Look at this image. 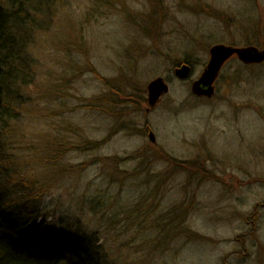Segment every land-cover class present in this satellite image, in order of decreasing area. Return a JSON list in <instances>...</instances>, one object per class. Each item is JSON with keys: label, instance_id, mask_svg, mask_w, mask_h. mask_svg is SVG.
I'll return each instance as SVG.
<instances>
[{"label": "rangeland", "instance_id": "rangeland-1", "mask_svg": "<svg viewBox=\"0 0 264 264\" xmlns=\"http://www.w3.org/2000/svg\"><path fill=\"white\" fill-rule=\"evenodd\" d=\"M69 2L27 51L36 77L4 139L13 159L0 181L46 184L39 219L52 236L80 219L114 264H264V63L233 57L210 99L190 89L212 46L245 47L255 30L264 43V0ZM72 20L83 23L79 51ZM157 77L169 91L146 113ZM60 140L58 168L41 154ZM97 199L118 225L106 224L109 210L90 211Z\"/></svg>", "mask_w": 264, "mask_h": 264}, {"label": "trees", "instance_id": "trees-1", "mask_svg": "<svg viewBox=\"0 0 264 264\" xmlns=\"http://www.w3.org/2000/svg\"><path fill=\"white\" fill-rule=\"evenodd\" d=\"M58 3L70 5L69 0H3L4 6L0 5V169L3 165L8 167V163L12 162L13 158L9 154H3L4 139L9 134L11 122L21 116L19 110L25 104L22 90L27 89L31 80L36 77L35 74L32 75L34 63L29 60L27 51L34 37L42 30L43 24H52L53 11ZM82 24L72 20L70 25L71 35L74 37V44L70 46L71 49L77 47L76 51L86 47L82 42ZM76 32L81 33L79 37L73 35ZM256 33L257 30L253 33V39L247 40L246 46L264 48V43L255 38ZM64 73L65 71L62 73L63 77ZM61 149V140L43 147L41 155L45 163L52 159L54 166L59 168L64 153ZM69 168L71 172L75 169L73 166ZM9 171L11 172L10 169ZM48 172L55 173L50 169ZM0 174L10 173L4 169ZM9 186H13V190H9ZM21 186L27 189L24 194L17 195L15 200L9 199L11 195L17 194V189ZM47 187L46 184L38 185L27 179L24 174L8 182L0 181V264H114L113 253L102 250L100 245L92 246L93 237L82 234L80 219L72 220L70 229L66 233L62 231L60 237L52 236L47 230L48 224L39 219L41 197ZM89 207L91 212L98 208L109 210L111 216L107 218L106 224L111 225V228L119 224V213L111 212L104 200L97 199ZM46 214L49 215L47 212ZM37 220L39 221L36 223ZM73 229L75 233L70 235Z\"/></svg>", "mask_w": 264, "mask_h": 264}, {"label": "water", "instance_id": "water-1", "mask_svg": "<svg viewBox=\"0 0 264 264\" xmlns=\"http://www.w3.org/2000/svg\"><path fill=\"white\" fill-rule=\"evenodd\" d=\"M208 53L209 59L201 75L191 83V93L196 97L211 98L214 95V83L223 66L233 57L244 65H257L264 62V49L260 50L254 46L236 48L218 44L212 46ZM190 71V66L183 64L174 69V75L183 80L189 77ZM168 91L169 86L161 77L149 82L146 87L148 105L146 112H149ZM148 138L151 142H155L152 132H149Z\"/></svg>", "mask_w": 264, "mask_h": 264}]
</instances>
